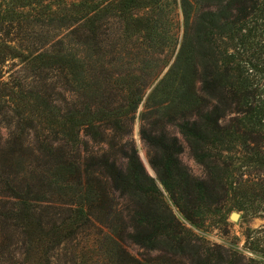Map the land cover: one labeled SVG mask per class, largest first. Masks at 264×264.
<instances>
[{
  "label": "rangeland",
  "instance_id": "obj_1",
  "mask_svg": "<svg viewBox=\"0 0 264 264\" xmlns=\"http://www.w3.org/2000/svg\"><path fill=\"white\" fill-rule=\"evenodd\" d=\"M183 30L180 0H0V264H264V213L235 208L232 190L207 189L197 206L178 187L180 207L159 182L162 195L142 192V181L128 195L104 178L103 160L123 167L132 149L156 177L150 162L159 151L148 136L164 134L210 187L177 121L147 101ZM56 52L83 65L75 74L38 56ZM101 109H113L112 121L73 135L68 116ZM244 164L236 161L237 176L264 185V172ZM154 203L174 216L166 228L151 215Z\"/></svg>",
  "mask_w": 264,
  "mask_h": 264
},
{
  "label": "trees",
  "instance_id": "obj_2",
  "mask_svg": "<svg viewBox=\"0 0 264 264\" xmlns=\"http://www.w3.org/2000/svg\"><path fill=\"white\" fill-rule=\"evenodd\" d=\"M180 3L184 30L179 48L147 101L152 110L156 106L177 121L175 125L193 158L208 168L210 187L207 181L194 178L181 165L180 142L164 134L148 136L150 145L159 151L158 157L150 162L156 177L146 175L132 149L126 154L123 167L103 158L104 178L110 181L112 188L128 195L134 194L139 181L146 185L142 192L162 195L157 186L159 182L180 207L178 187L191 195L197 206L207 189L223 195L232 190L236 193L235 208L249 207L254 212L264 213V185L259 180H242L237 176L240 166L235 165L241 160L245 166L254 165L256 174L264 172V0H180ZM42 55L38 56L44 63L48 62L47 65L74 69L75 74L83 65L81 59L70 54ZM176 109L180 115L173 113ZM114 116L113 109H101L98 116L85 115L80 120L74 115L66 117L72 124L73 135L78 136L79 125L90 129L96 127V121L107 123ZM68 119L62 122V128L68 126ZM97 133V130L88 132ZM81 165V162L68 164L78 171ZM59 167L67 166L60 164ZM88 169L84 168L83 172L88 173ZM194 194L196 199H193ZM151 206L156 224L164 228L171 224L172 213L163 212V216L160 203ZM25 209L30 216L29 208ZM184 216L191 221L189 212ZM167 241L171 245L172 242ZM262 249L264 252V246ZM202 264H208L207 258Z\"/></svg>",
  "mask_w": 264,
  "mask_h": 264
},
{
  "label": "water",
  "instance_id": "obj_3",
  "mask_svg": "<svg viewBox=\"0 0 264 264\" xmlns=\"http://www.w3.org/2000/svg\"><path fill=\"white\" fill-rule=\"evenodd\" d=\"M229 217H230L231 220H237L238 217H239V213L232 212Z\"/></svg>",
  "mask_w": 264,
  "mask_h": 264
}]
</instances>
